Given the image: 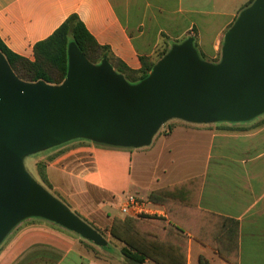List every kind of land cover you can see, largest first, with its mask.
Segmentation results:
<instances>
[{
  "label": "crops",
  "instance_id": "1",
  "mask_svg": "<svg viewBox=\"0 0 264 264\" xmlns=\"http://www.w3.org/2000/svg\"><path fill=\"white\" fill-rule=\"evenodd\" d=\"M250 1L0 0V38L14 53L34 60L35 44L76 14L100 45L132 69L142 67L143 57L157 62L161 50L190 36L202 58L213 61ZM239 125L170 122L141 148L71 140L46 165L50 192L109 234L131 197L167 218L165 205L151 201L150 193L201 176L197 207L237 221L238 253L228 259L183 230L187 264H264V113ZM63 229L41 217L23 220L0 247V264H127L121 252L117 257L85 250Z\"/></svg>",
  "mask_w": 264,
  "mask_h": 264
},
{
  "label": "water",
  "instance_id": "2",
  "mask_svg": "<svg viewBox=\"0 0 264 264\" xmlns=\"http://www.w3.org/2000/svg\"><path fill=\"white\" fill-rule=\"evenodd\" d=\"M194 40L172 45L135 84L107 58L91 62L75 42L67 75L55 85L20 79L0 51V244L23 220L41 217L108 245L27 171L28 155L74 139L141 148L171 119L245 122L264 113V0L239 13L218 62L203 59Z\"/></svg>",
  "mask_w": 264,
  "mask_h": 264
},
{
  "label": "trees",
  "instance_id": "3",
  "mask_svg": "<svg viewBox=\"0 0 264 264\" xmlns=\"http://www.w3.org/2000/svg\"><path fill=\"white\" fill-rule=\"evenodd\" d=\"M71 42H75L93 63L99 64L107 58L115 70L132 84L146 78L156 63L143 57L140 69L130 68L111 54L108 47L100 45L76 14L70 15L48 38L35 44L34 60L14 53L1 38L0 51L20 79L29 82L43 80L55 85L62 83L67 75L68 46ZM194 44L196 47L195 40ZM168 51L167 47L161 50L159 59ZM42 176L49 182L46 169ZM201 184L202 177L198 176L153 190L149 199L165 205L167 218L151 215L113 218L109 233L113 239L123 244L121 254L127 264H146L148 260L156 264H187L188 238L183 230L195 235L224 257H237V221L198 209ZM108 247L109 245L105 246Z\"/></svg>",
  "mask_w": 264,
  "mask_h": 264
},
{
  "label": "rangeland",
  "instance_id": "4",
  "mask_svg": "<svg viewBox=\"0 0 264 264\" xmlns=\"http://www.w3.org/2000/svg\"><path fill=\"white\" fill-rule=\"evenodd\" d=\"M220 58H221V52H220V55L215 60L216 61H219ZM170 122H183V120L176 119V118L175 119H171L170 121H167L166 123H164L162 125V127L160 128V130H162V128L164 126L166 127L167 124H169ZM241 123H243V122H226V121H221V122L209 123L208 126H210L212 128H218V129H237V128H240L241 127L239 125ZM63 144L58 145V146H55V147H52V148H49V149L44 150V151H40L38 153H34V154H31V155H28L25 158V166H26L27 171L41 185H43L49 191H53L52 185L49 182L45 181L43 179V176L42 175H43V172H45V169H46L45 166L47 165L48 161H50L52 157H55V154H56V151L55 150L57 148H59L60 146H62ZM90 223H92L95 227H97L104 234V237L108 240V245H109L108 248H105L103 246L96 245L93 242L84 239L83 237H81L76 232L71 231V230H69L67 228L63 229V231L69 232L72 236L78 238L81 241V243L83 245V248L85 250L91 252V253H94L95 255H101V254L104 255V253H106L107 255H110V256L111 255H113V256H116L117 255V257H118L119 253L121 252V248H122L123 244L120 243L119 241L113 239L111 237L110 233L108 234V232L105 230L104 227L96 225V223H97L96 220L90 221ZM59 226H61V225H59ZM6 237H5V239H6ZM5 239L3 240V242L5 241ZM3 242L0 244V247L2 246Z\"/></svg>",
  "mask_w": 264,
  "mask_h": 264
},
{
  "label": "built area",
  "instance_id": "5",
  "mask_svg": "<svg viewBox=\"0 0 264 264\" xmlns=\"http://www.w3.org/2000/svg\"><path fill=\"white\" fill-rule=\"evenodd\" d=\"M121 213L125 216L139 217L142 215L157 216L155 212L146 209V202L142 199L131 197L126 204L121 207Z\"/></svg>",
  "mask_w": 264,
  "mask_h": 264
}]
</instances>
